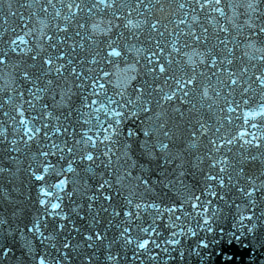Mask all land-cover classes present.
<instances>
[{
    "label": "snow or ice",
    "instance_id": "1",
    "mask_svg": "<svg viewBox=\"0 0 264 264\" xmlns=\"http://www.w3.org/2000/svg\"><path fill=\"white\" fill-rule=\"evenodd\" d=\"M0 80V177L37 194L0 264H208L228 217L202 197L264 248V0H0Z\"/></svg>",
    "mask_w": 264,
    "mask_h": 264
},
{
    "label": "water",
    "instance_id": "2",
    "mask_svg": "<svg viewBox=\"0 0 264 264\" xmlns=\"http://www.w3.org/2000/svg\"><path fill=\"white\" fill-rule=\"evenodd\" d=\"M83 173H81L82 176ZM72 175V174H70ZM11 179L12 180V184L7 183V180ZM16 183L19 184V188H20V193H16L12 191V186L13 184L15 185ZM25 184H31V190L29 191V189H27L26 187H24ZM0 187H6L9 189V192L11 193V195L13 196V200L10 202H5L3 199V196L0 195V215L2 216H9L10 217V212L13 211L16 207H21L25 210L24 212V216L21 217V220L16 221L17 223L20 222H24L26 220V217L29 213V210H35L34 205L32 204V201L35 200L36 198V190H35V183L31 182L28 177L27 174L25 172H21L20 174H18V178L17 177H0ZM73 187L72 184L68 185V190H71ZM30 196L31 199H25V197ZM74 199L77 200V202L80 201V197L76 196L74 197ZM17 201H21V203L17 204ZM65 202L67 203V198H65ZM7 208V212L4 211V209ZM86 211V208H85ZM102 219H104L101 216ZM90 219V218H89ZM78 224H81L82 222L77 220L76 221ZM19 243V242H18ZM243 250L246 253L249 254H255V255H259L260 252L254 251L252 249V247L250 245H247L243 248ZM258 256H252L250 259H243V258H237L236 259V263L235 264H250V261H255V264H264V261H258V260H254L257 259ZM195 260H198L199 263L198 264H202L200 259L197 257ZM13 260H9L8 264H14ZM208 264H225V260L222 259L221 256H217L213 259V261H208Z\"/></svg>",
    "mask_w": 264,
    "mask_h": 264
}]
</instances>
